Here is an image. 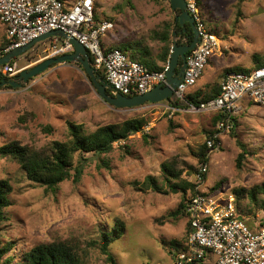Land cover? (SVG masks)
<instances>
[{"label":"rangeland","instance_id":"374dc122","mask_svg":"<svg viewBox=\"0 0 264 264\" xmlns=\"http://www.w3.org/2000/svg\"><path fill=\"white\" fill-rule=\"evenodd\" d=\"M197 2L200 16L221 48L206 67L211 79L204 92L220 86L228 70L246 72L256 67L255 59L264 65V0ZM95 15L114 25L102 38L105 46L128 45L127 54L138 52L143 59L154 60L162 46L155 34L175 20L169 0H97ZM3 43L0 25V46ZM48 45L47 41L36 44L18 58V66L47 59ZM167 107V101L129 109L106 105L75 63L56 64L21 88L1 87L0 147L13 141L37 149L52 141L65 142L69 122L93 132L126 120L146 121L143 132L115 143L109 154L87 155L80 180L74 182L71 177L53 191L27 181L16 162L0 158V180H7L12 188L0 226L1 242L14 244L9 255L20 260L37 244L65 241L78 247L80 254L84 250L87 264H107L99 249L101 232L109 231L114 220L120 219L124 233L108 246L115 264H175L168 245L185 240L187 220L181 214L171 215L181 193L169 190L161 164L173 163L183 171L184 179L193 182L196 171L189 168L197 170L199 165L194 154L206 141V131H215L216 126L208 114L181 107L172 112ZM218 140L219 151L208 156L204 187L210 190L209 197L232 200L252 229L263 226L264 191L257 192L255 201L248 194L264 186V107L246 98L235 128L220 132ZM239 142L245 154L238 168ZM148 177L156 180L159 192L145 186Z\"/></svg>","mask_w":264,"mask_h":264},{"label":"built area","instance_id":"2783aa9c","mask_svg":"<svg viewBox=\"0 0 264 264\" xmlns=\"http://www.w3.org/2000/svg\"><path fill=\"white\" fill-rule=\"evenodd\" d=\"M97 0H0V24L5 28L6 46L0 57L20 49L39 37L61 31L85 49L91 66L104 74L105 82L123 96H139L165 81L167 64L161 72L149 71L143 64L128 59L118 48L102 44L113 30L110 21H96ZM185 9L193 19L198 42L186 54L182 79L173 91V99L184 104L190 113L219 115L213 140H206L208 156L219 151L220 132H231L240 102L248 98L264 107V66L246 72H228L220 83V95L198 105L187 96L202 76L209 60L221 51L219 39L208 30L200 16L197 0H185ZM60 43V44H59ZM49 57L73 53L67 40L50 38L45 49ZM22 69L16 61L0 66V78L14 79ZM134 97V96H133ZM174 112L178 108L167 107ZM217 140V141H215ZM207 164H199L193 174L194 193H187L184 212L189 222L185 250L175 252V264H264V225L251 229L230 199L209 197L204 187ZM213 258V263L212 259Z\"/></svg>","mask_w":264,"mask_h":264},{"label":"trees","instance_id":"16d2710c","mask_svg":"<svg viewBox=\"0 0 264 264\" xmlns=\"http://www.w3.org/2000/svg\"><path fill=\"white\" fill-rule=\"evenodd\" d=\"M174 13L179 14V11ZM95 19L96 21H99L96 15ZM172 28L173 23L170 24L166 22L163 25V30L155 34L158 41L162 45L156 60L151 57H148V59H143L141 56L142 54L138 52L127 54L126 51L130 48L128 45H122L117 48L126 54L129 60L143 64L149 71L161 72L169 60L173 38ZM183 28L186 30V33L179 36L178 33L182 31V28L179 25L175 26L174 31L176 33V38H178V41H176L178 45L182 44L181 39L183 38L187 43L191 42L192 40V33L188 24H184ZM7 43L8 42L5 40V43H3L1 46H6ZM145 55L146 57L148 56L146 51L144 53V57ZM15 60L16 59L12 61ZM90 63H92L91 58ZM255 63L256 67L254 68L264 66L256 59ZM180 64L181 63L179 62V66ZM54 66L55 65L50 66L49 69L53 68ZM232 71L234 70H228V72ZM236 72L241 71L237 70ZM97 73L105 81L104 74L101 71H98ZM35 78L30 79L29 83H31ZM5 88L12 89V87ZM108 94H110V91H108ZM219 95L220 86L216 84L208 92L200 91L189 94L187 99L188 102L198 105L201 102L216 98ZM133 96L135 95H130L129 97ZM167 103L169 107L185 108L183 103L176 101L173 98L168 100ZM30 115L32 116V114ZM219 120H221V116L214 115L212 123L216 125ZM23 121H26V119H23ZM67 125L68 138L65 142L52 141L48 145L37 149L33 146L21 145V143L13 141L0 147V158H8L16 162L27 181L39 187L53 191L57 188V186H59V184L70 179L71 177L73 178L74 182H78L80 180L83 168L89 161L87 155L99 157L109 154L114 149L113 145L115 143L126 141L130 136L143 132L146 121L143 118L126 120L121 125L109 124L99 127L93 132H87L81 124L69 122ZM46 130L50 131V128L48 127ZM214 132L215 131H213V129L206 131V140H213L212 138ZM144 137L145 136L143 135V138ZM238 145L242 148V153L238 155L236 161L237 167L239 168L244 158L245 150L243 149L244 146L240 142ZM208 153L209 149L207 148L206 142H204L199 147L197 153L194 154V157L199 164H207ZM189 169L191 172L196 171L192 168ZM161 171L162 177H164L163 180L167 184L169 190L177 189L181 193V200L178 204V208L173 213H171V215L176 217L178 214H181L185 217L184 199L186 198L188 192H191L192 194L194 193V185L182 177L183 171L177 169L173 163H162ZM145 186L152 188L156 192H159L160 187H158L156 180L152 177L146 178ZM11 190L12 188L7 180H0V226L5 220L4 209L10 206L8 195L11 193ZM258 191H264V186H256L255 188L249 190L248 195L251 200L255 201ZM241 192H243V190ZM244 222L246 223V221ZM248 226L250 227V225ZM124 230L125 225L123 221L120 219H115L109 231L101 232L99 249L105 256L107 264H115V260L108 252V246L112 242L119 239L123 235ZM189 231L190 227L189 223L187 222L186 237ZM186 237L183 241L173 240L169 243L168 249L171 256H173L175 252L185 250ZM13 247L14 244L12 242H1L0 240V264H87L85 262V258L83 257L84 250H82V254H80L77 251L78 247L74 248L65 241H54L52 243L37 244L30 248L27 252L23 253L20 260H16L15 257L10 256V251L13 249Z\"/></svg>","mask_w":264,"mask_h":264},{"label":"water","instance_id":"95a60500","mask_svg":"<svg viewBox=\"0 0 264 264\" xmlns=\"http://www.w3.org/2000/svg\"><path fill=\"white\" fill-rule=\"evenodd\" d=\"M169 3L173 12L179 11V14L175 15L172 37L176 38V33L174 31L176 25H179L182 28V31L178 33L180 36L186 33V30L183 28L184 24H189L192 29V40L189 43L186 42L180 45H178L176 41H172L173 44L170 50L169 60L167 62V70L165 72V81L155 86L149 92L134 97H127L114 92L111 86L107 84L93 69L90 63V59L83 46L79 44L74 38H70L63 32L58 30L49 32L20 49L11 50L6 55L0 58V66L6 65L10 63V61L22 56L35 44L49 40L53 37L69 41V43L73 46V53L47 58L37 63L30 69L22 70L14 79L10 80L2 78L0 80V88H21L30 79H33L38 75L44 73L52 65L75 63L80 66L85 78L90 83V86L92 87L98 98L102 100L106 105H109L115 109H129L139 107L147 103L159 104L163 101L170 100L173 96L174 89L178 86L182 79L185 68L186 54L193 50L198 42V38L193 19L189 16L188 12L185 9V0H169ZM179 62L181 63L180 66ZM108 91H110V94H108Z\"/></svg>","mask_w":264,"mask_h":264},{"label":"crops","instance_id":"0c3cea01","mask_svg":"<svg viewBox=\"0 0 264 264\" xmlns=\"http://www.w3.org/2000/svg\"><path fill=\"white\" fill-rule=\"evenodd\" d=\"M176 15V14H175ZM1 25V24H0ZM2 26V25H1ZM3 27V26H2ZM3 29H4V33H5V28L3 27ZM48 43H50V39L49 40H46ZM46 41H43V42H46ZM181 41H182V39H181ZM42 42V43H43ZM183 43L182 44H184V43H186L185 42V39L183 38V41H182ZM40 43V42H39ZM38 44V43H37ZM103 44V43H102ZM172 44H173V42H172ZM36 45V44H35ZM34 45V46H35ZM33 46V47H34ZM103 46L104 47H106V48H111V47H107V46H105L104 44H103ZM0 47H2V46H0ZM32 47V48H33ZM31 48V49H32ZM30 49V50H31ZM45 49H46V47H45ZM29 51V50H28ZM27 51V52H28ZM26 53V52H25ZM218 55H220V54H218ZM3 57V56H2ZM1 58V57H0ZM19 58V57H18ZM18 58L15 60L16 62H17V60H18ZM46 58H50L49 56H48V54H47V56H46ZM212 59V58H211ZM45 60V59H44ZM43 61V60H42ZM211 60H209V62H210ZM39 62H41V61H36V62H31V63H29V65L28 66H26V67H22V68H20L19 66V68L20 69H22V70H26V69H30L31 67H33V66H35L37 63H39ZM209 62H208V64H209ZM17 64H18V62H17ZM207 64V65H208ZM207 67V66H206ZM253 69V68H252ZM204 72H206L205 74H206V78H205V76H203L204 75ZM204 72H203V74H202V76L200 77V79L198 80V82L196 83V85L194 86V88L192 89V91H191V94H192V92L193 93H195V92H204V91H206L207 90V87H209V83H210V79H211V77L209 76V74H207L208 72H207V69L205 68V70H204ZM2 79V78H1ZM195 90V91H194ZM245 99L246 98H244V99H242L241 100V102H240V104L242 103V102H244L245 101ZM246 104V103H245ZM209 116H213L214 117V115H209ZM217 124V123H216ZM216 126V125H215ZM120 142H124V141H120ZM185 218H186V216H185ZM186 220H187V218H186ZM188 222V221H187ZM189 223V222H188Z\"/></svg>","mask_w":264,"mask_h":264},{"label":"flooded vegetation","instance_id":"af4514ba","mask_svg":"<svg viewBox=\"0 0 264 264\" xmlns=\"http://www.w3.org/2000/svg\"><path fill=\"white\" fill-rule=\"evenodd\" d=\"M188 26H189V28H190V30H191V33H192V29H191V27H190V25L188 24Z\"/></svg>","mask_w":264,"mask_h":264}]
</instances>
